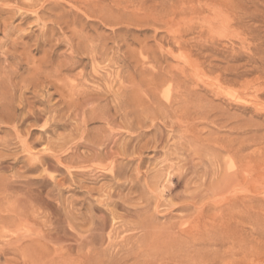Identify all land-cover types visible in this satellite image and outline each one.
<instances>
[{
	"label": "rangeland",
	"instance_id": "rangeland-1",
	"mask_svg": "<svg viewBox=\"0 0 264 264\" xmlns=\"http://www.w3.org/2000/svg\"><path fill=\"white\" fill-rule=\"evenodd\" d=\"M175 3L183 7L182 0H0V111L13 117L0 130V264L73 257L89 235L103 237L93 247L98 264L123 258L120 246H140L143 237V259H154L176 249L181 224L197 215L209 221L190 237H212L232 197L264 202V96H250L264 81L230 76L250 92L231 99L220 75L251 64L203 50L221 43L219 30L197 12L176 14ZM187 23L196 30L180 47ZM206 70L208 79L199 77ZM40 155L50 162L42 165ZM107 166L121 174L112 179ZM30 206L46 225L24 220ZM141 219L147 226L134 228ZM124 222L132 226L122 229ZM16 240L24 245L11 247Z\"/></svg>",
	"mask_w": 264,
	"mask_h": 264
},
{
	"label": "bare ground",
	"instance_id": "bare-ground-1",
	"mask_svg": "<svg viewBox=\"0 0 264 264\" xmlns=\"http://www.w3.org/2000/svg\"><path fill=\"white\" fill-rule=\"evenodd\" d=\"M187 1H191V0H182L183 7H181V5H178V7H177L178 3H175L171 6L170 9L172 11L176 10V12L178 10H180L178 13H183V14L186 13V11H187V13H189L188 11H191V13L195 12L193 14H196V12H197V14L199 13L201 16L203 15V17H202L203 19L201 18L200 15H198L201 18V20L199 18L200 21L205 19V22H206V20L209 19L210 25L211 24L214 25L213 27L217 28V31L219 30V32H220V34H218V36H220V38H221V43H220V41H219L220 44L218 43V40H220L218 38V40L216 41L218 43L216 45L217 48H215L216 46L215 47L213 46V44H216V43L212 41V43H213L212 46H210L211 44H207V42H206L205 44H207L209 47L205 46V49L202 48L203 50L211 51V50L215 49V52L217 54H219L220 56H222L224 61H226V62H238L240 59L247 58L248 62L251 64V67H250L251 70L250 71L247 70L244 72H238V70H236V69H235L236 71L234 69L233 70L231 69V71L227 70L226 73L224 74V76L220 75V78H219L220 80L218 82L219 85H221L222 83L223 84L227 83L225 85L226 87H227V85L230 86V88L232 87L228 91L229 93L227 92L229 94V96L231 97V99L232 98L237 99V97H239L238 94H240V93L241 94L244 93V96L249 94L250 92L247 93L245 91V89L247 87H249L248 86L249 83H247V81L244 82V84L237 86V84H241V83L236 84L234 80H236L235 78L241 79V77H243L244 75L248 76V74L252 73V74L258 75V81H261V82L264 81V37L262 36L263 32L261 31L264 28V0H198V1H200V5H201V6H199L200 8L198 7L199 9H197L196 7L193 8L192 6L187 5L186 4ZM177 2H179V1H177ZM202 2H203V4H201ZM188 6L192 7V8H189ZM203 23L204 22L202 21L201 24L203 25ZM206 24H207V22H206ZM187 25H188V23H187ZM180 26L181 25H179L178 28ZM185 26L186 25H184V28H182L183 26L179 28V30H178L179 33H177L179 36L177 35L178 37L176 36L177 38L175 40L176 41L175 43H177V41H178V43H179L178 46H180V47H182V43L179 40H182L183 34H186V33L189 34L190 32L192 33V31L196 30V29L194 30L193 28H190V25H188L189 27H185ZM191 26L193 27V26H195V24L194 25L191 24ZM206 26H209V25H206ZM235 27H238L240 29V31H237V32L234 31ZM195 28H196V26H195ZM209 31H210V29H209ZM214 31H216V30L213 29L212 32H214ZM210 33H211V31H210ZM213 35L217 36L216 33ZM201 46H202V43H201ZM203 47H204V43H203ZM202 53H204V52H202ZM180 58H182V57H180ZM203 72H205V71H203ZM207 73L208 72L206 70V73H203L202 76L199 75V77L208 79L207 75L209 73L208 74ZM196 75L198 76V74H196ZM230 76L235 77V78L230 79ZM221 77H223V78L221 79ZM173 79L175 80L174 77H173ZM196 79H198V78H196ZM255 82L254 81H253V83L251 82L253 84V85L250 84L252 86V88H253ZM258 84H259V82H258ZM258 84L256 83L255 85H258ZM216 85H217V83H216ZM216 85H215V87H217ZM212 86H213V84H212ZM251 86H250V88H251ZM215 87L213 86V88H215ZM261 88L263 90L259 89V91L261 92L260 94H257V92L256 93L254 92L255 96L253 93H250V96L253 95L251 97L252 98L255 97L256 99L260 98L261 96H264V87H261ZM217 89H219V88H217ZM222 89L223 88H221V90L219 89L220 92L222 91ZM193 90H195V89H193ZM188 93L190 94V92H188ZM223 93H225V92L223 91ZM223 93L222 94L220 93V94L223 96ZM245 93H247V94H245ZM247 97H249V96H247ZM252 98L249 97V99H252ZM240 99H242V98H240ZM1 100H3V98ZM229 100H230V98H229ZM245 100H246V98H245ZM252 101H253V99H252ZM256 101L257 100H255V102L254 101L253 102L256 103ZM230 102H232V101H230ZM234 102H235V99H234ZM257 103H260V102L257 101ZM263 104L264 103L262 102V105ZM2 105H3V103H2ZM252 105H253V107L255 106L254 104H252ZM3 109H7V108L4 107ZM4 112L1 113V111H0V130H2V126H4V124L11 123V121L13 119V117L10 115L11 113L6 114V112L5 113ZM7 113H9V112H7ZM230 119H231V117H230ZM23 122H25V120ZM256 138H257V136H256ZM242 150H243V148H242ZM237 153H239V152H237ZM29 157H30V155H29ZM35 158H36V160L42 161L41 162L42 165H45L49 161V160L47 161V159H45V158L43 159L42 155L35 156ZM65 159L69 160L68 158H65ZM65 159L58 158L59 161L65 160ZM113 164L115 165V161ZM111 165H112V163H111ZM108 166H110V165H108ZM108 166L106 168L104 167L106 169V171H107ZM111 167H112L111 170H110V168H108V170H110V172H111L112 179H115L121 174V171L118 170V168H117L118 166L117 167L111 166ZM36 168H38V167H36ZM30 182L31 181H29V183ZM252 182L254 183V181H252ZM33 183L34 184H42L43 181L42 180L37 181V179H36V181ZM181 184H182L181 182H177L175 184V188L181 186ZM245 184H246V182H245ZM11 185H13V184H11ZM27 185H28V183H27ZM54 185H56V184H54ZM8 186L9 185H7L5 187H8ZM60 186H61V184H60ZM238 186H240V185H238ZM215 189H218V188H215ZM175 191H176V189H175ZM28 192H29V190H28ZM28 194L29 193H27V195ZM129 196H132V195L130 194ZM251 197L250 196H248V197L235 196V197H232L230 199V201H229L230 210H228V212H227V217H224V218L222 217L223 220L222 221L220 220L219 222H217V224L215 226L216 230L213 232V235H211L212 237H210V236H206V237L201 236L200 238L190 237V234H189L190 230L197 228L198 226H200V224L202 222H205L208 220L207 217L204 215H202L201 218H199L200 215H197L198 218L195 216L196 219L191 221L192 225L190 222H189V224L186 222L184 223V226H185V224L189 225V227L191 226V228H189L188 230L183 229L184 226H183V224H181L182 228L180 227L179 231H178L180 234V237H179L178 241L175 239L176 240L175 242L178 244L176 249L167 250V251L165 250V252L160 253L154 259H149V260L143 259L144 256L147 254V252L142 251L140 249L141 245H143V244L146 245V243H147V238L143 237V238H141V240H137V242L140 244V246L136 247L135 245H131V247H129V245L127 244V247H124V245H121L117 252H118V254H119V252H122V254L124 253V257L118 259V257L115 258L113 255H112L113 257L108 256V257L112 258V259H109L106 257L107 261L108 260L110 261V262L108 261L109 262L108 264H264V207L260 208L261 206H264V202L259 201V199L257 200L255 197H252V198ZM125 198H126V196H125ZM26 199H28V196ZM30 199L31 198H29L28 201ZM193 199L194 198H192V200ZM262 201H264V200H262ZM20 202H21L20 205L26 206L25 199L20 201ZM257 203L259 204V207L256 206ZM25 206H24V208H25ZM31 207L32 206H30L31 211L28 208V212L26 211L27 214H22L24 217V220L26 219L25 221H27L31 217L30 220H32L36 225L37 224L38 225L39 224H45L46 225L48 223L47 222L48 219L44 215L42 216L41 215L42 213L38 214V211L34 210L35 207L34 208H31ZM179 208L185 209V210L188 209V207H185V206H180ZM202 212L204 213V211H202ZM202 212H200V213H202ZM113 218L114 219L116 218V216L114 214H113ZM217 218H218V216H217ZM193 219H194V217H193ZM101 221H102L101 226H100L101 228H99V231L104 232L106 229V226L104 223L105 220L102 219ZM135 223L136 224L133 225L134 228H136V229L145 228L147 226V224L149 223V220L148 219H141L139 221H136ZM129 224L124 222L122 224V229L130 228L132 225L131 224L129 225ZM20 226H22V225H20ZM89 232H90V230H89ZM113 232H114V230H111V232L109 233L110 238H111V234ZM218 235H221V236L217 237ZM89 236L87 238L84 237L85 240L81 238V241L79 242L80 243V245H79L80 250H79V252H77L78 253L77 255H75L73 257L70 255L69 256L68 255L63 256V254L58 255L56 259L55 258L53 260L51 259L52 263L50 261V264H94V262H95V264H98V263H96V261H94V254L93 253L94 252L96 253L97 251L94 250L93 247H95L97 245H102L103 244V239H102L103 237H102V235H99L96 238H92L91 236L90 237ZM31 240H32L31 241L32 243L39 241V239H34V238H32ZM78 240H80V239H78ZM170 240H171V238H170ZM170 242H172V241H170ZM173 242H174V240H173ZM138 243H137V245H138ZM168 244H169V242H168ZM16 245L18 247H22L24 245L23 240H16L15 242H13L11 244V247L16 246ZM134 247H136V248H134ZM108 255H109V251H108ZM105 256H107V255L105 254ZM97 259H98V257H97ZM98 260H97V262H98ZM102 260H105V259L102 258L101 261ZM101 261H100V264L104 262V261L103 262H101ZM106 264H107V262H106Z\"/></svg>",
	"mask_w": 264,
	"mask_h": 264
}]
</instances>
